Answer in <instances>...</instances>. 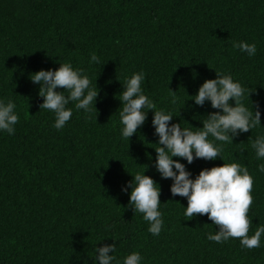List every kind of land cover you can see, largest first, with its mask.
<instances>
[{
	"label": "trees",
	"instance_id": "obj_1",
	"mask_svg": "<svg viewBox=\"0 0 264 264\" xmlns=\"http://www.w3.org/2000/svg\"><path fill=\"white\" fill-rule=\"evenodd\" d=\"M239 42L255 44L256 54L234 48ZM65 63L99 94L91 112L70 102L71 119L56 129L31 75ZM215 71L254 91L243 103L259 105L261 125L224 143L222 159H173L192 179L223 163L247 167L251 236L264 226V158L252 148L264 136V0H0V102L12 101L19 117L14 134L0 130V264H99L96 248L113 243L112 264L133 252L140 264H264V234L254 249L233 238L216 243L207 237L219 227L207 215L185 216L187 198L172 196L173 181L155 167L153 110L144 109L136 134L122 136L120 100L133 74L144 73L142 92L173 116L170 125L199 131L220 111L193 100ZM137 173L161 189L159 235L129 205Z\"/></svg>",
	"mask_w": 264,
	"mask_h": 264
},
{
	"label": "clouds",
	"instance_id": "obj_2",
	"mask_svg": "<svg viewBox=\"0 0 264 264\" xmlns=\"http://www.w3.org/2000/svg\"><path fill=\"white\" fill-rule=\"evenodd\" d=\"M233 47L249 56H254L257 51L255 44L246 42L234 43ZM91 61L99 63L95 53L91 55ZM81 73L82 70H74L71 64L65 63L56 70H40L31 75L32 82L40 85L39 96L43 97L40 109L50 110L55 114L56 129H62L71 119L72 110L66 108L70 102H76V109H83L85 112H91L93 105L95 107L99 89L92 88L90 79ZM216 74V79L205 80L193 99L199 106L210 101L213 109L220 110L209 113L199 131L181 128L180 123L170 125L173 116L165 114L163 110H155V103L143 94L141 84L145 80L144 73L133 74L127 80L120 100L123 105L120 111L124 126L122 136L130 139L136 134L147 119V111L144 109L153 110L152 124L159 137L156 143L159 147L155 148V167L163 179L173 181L170 187L172 196L187 198L185 216L192 219L194 216L207 215L219 227L215 235H208L210 241L224 243L230 238L239 239L242 247L254 249L260 247L264 226L258 227L249 236L252 221L248 212L253 203L251 193L254 181L247 167L238 163H223L222 166L201 170L192 179L185 165L173 159L182 158L188 164H192L195 159H222L224 143H233L234 137L261 125L259 105L252 102V110H249L243 103L245 97L250 98V93L254 91L234 82L230 75H221L218 72ZM57 89L66 90L69 95L65 96L64 91ZM170 92L171 102L175 104L178 98L175 91L170 89ZM231 101H234V106ZM15 107L10 100L6 104L0 102V130L9 134H14V126L19 121ZM209 137L221 144H214ZM252 148L255 149L258 159L264 158V136L257 137ZM259 170L264 171V164L260 165ZM144 173H137L128 182V187L131 188L129 205L134 213H142L143 219L149 222L148 231L159 235L163 226L162 213L159 211L161 189L156 187L157 183L153 178ZM122 190L127 191V188ZM114 251L115 243L97 247L96 261L99 264H112L115 256L109 253ZM141 259L139 252H133L124 259L123 264H140Z\"/></svg>",
	"mask_w": 264,
	"mask_h": 264
}]
</instances>
